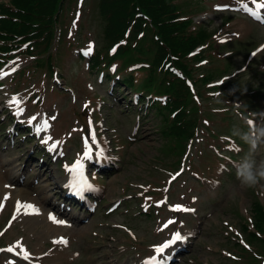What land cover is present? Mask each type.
<instances>
[{"label":"rangeland","instance_id":"rangeland-1","mask_svg":"<svg viewBox=\"0 0 264 264\" xmlns=\"http://www.w3.org/2000/svg\"><path fill=\"white\" fill-rule=\"evenodd\" d=\"M76 1L67 3L63 12L50 50L53 68L44 50L33 51L38 57L25 48L0 53V249L4 250L0 264H7L10 255L5 252L16 241L47 264H141L155 257V249L175 233L181 239L169 264H254L251 260L257 257L264 264V245L245 231L248 227L256 233L251 209L255 203L264 208V181L247 188L236 179L238 162L249 147L232 134L234 127L248 131L245 119L264 122V50L259 53L264 47L258 49L264 45V17L254 20L241 7L255 6L253 0H173L182 17H190L192 29L204 30L208 37L200 58L187 61L194 101L189 108L193 111L195 105L202 120L197 138L186 143L191 148L177 145L167 134L168 123L159 109L165 100L152 99L158 91L145 92L152 98H146L148 108L142 105L140 110L133 103L135 90L113 88L107 77L103 79V66L101 70L90 66V46L104 53V22L99 0ZM81 51H86L84 57ZM125 63L136 65L138 59L127 56ZM114 65L116 76L133 72L131 67L120 70V61ZM134 73L137 84L152 89L143 81L145 71ZM205 77L208 84L198 82ZM14 98L18 105L11 103ZM13 106L16 114L31 121L35 132L34 124L44 126L47 120L52 128L47 125L46 133L63 155L46 157L35 135H28L26 122L16 126L25 137L11 132V121L17 124L21 118L9 112ZM94 127L96 133L89 132ZM93 134L105 145L97 161L107 162L111 169L95 166L98 144L94 143L93 151L81 160L90 187L98 192L93 198L97 209L87 213L68 202L60 205L63 182L81 151L80 139H91ZM256 159H264V151ZM20 191L25 194L18 195ZM29 198L43 208L40 219L23 207L26 203L18 205L19 199ZM185 204L194 212L175 214ZM50 216L70 224V230L59 236L41 235ZM61 239L67 243H59ZM48 253L53 256L43 257ZM163 262L161 258L156 264Z\"/></svg>","mask_w":264,"mask_h":264},{"label":"trees","instance_id":"trees-1","mask_svg":"<svg viewBox=\"0 0 264 264\" xmlns=\"http://www.w3.org/2000/svg\"><path fill=\"white\" fill-rule=\"evenodd\" d=\"M68 1L10 0L8 5L1 4L0 39L8 45L23 42L32 45L33 49L44 48L48 51L54 40L55 27ZM99 10L105 23L104 48L108 49L125 39L128 42L119 48L116 58L124 60L127 56H132L149 60L148 53L153 52L146 87L153 89L154 82L158 81L163 85L162 94L167 95L170 102L163 108L162 114L174 113L166 132L178 143H186L194 136L198 118L188 107L191 95L185 82L177 79L163 64L171 62L189 73L185 60L190 52L206 42L207 34L203 30L191 31L192 22L181 20L179 8L173 0H99ZM128 30L130 35L126 33ZM140 34L141 39L136 40ZM131 41L139 44V47L133 48ZM144 42L150 44L149 49L143 47ZM116 58H106L98 52L93 60L100 67L103 60L106 59L105 66H108ZM131 78H124V85L132 86ZM209 80L204 78V81ZM251 210L257 234L250 232L248 227H245V231L249 237L264 245V208L255 203ZM253 263L260 264L256 258Z\"/></svg>","mask_w":264,"mask_h":264},{"label":"clouds","instance_id":"clouds-1","mask_svg":"<svg viewBox=\"0 0 264 264\" xmlns=\"http://www.w3.org/2000/svg\"><path fill=\"white\" fill-rule=\"evenodd\" d=\"M249 126L248 131L241 132L234 127L232 134L248 145V153L238 162L236 168V179L247 188H255L261 181H264V159L259 162L256 155L264 151V122L255 124L245 119Z\"/></svg>","mask_w":264,"mask_h":264},{"label":"snow or ice","instance_id":"snow-or-ice-1","mask_svg":"<svg viewBox=\"0 0 264 264\" xmlns=\"http://www.w3.org/2000/svg\"><path fill=\"white\" fill-rule=\"evenodd\" d=\"M253 3L255 4V6H256V8H257L258 10H264V0H260V2H257V0H253ZM241 7L244 8L245 10H249V11H250V9H248V6H247L246 4H242ZM252 14H253V15H256V13H252ZM89 50H91V46H90ZM11 103H12V104H15V105H18V104H19V101H18L17 99L14 98V99L11 101ZM20 111H22V110H20ZM32 119L34 120L35 117H33ZM29 122L31 123V121H29ZM46 127H47V121L44 122V128H46ZM41 130H42V129H41L40 127H37V128H36V132H37V133H39ZM49 139H50V138H49ZM92 139H93V141H95V135H94V134H93V136H92ZM45 143H47V141H45ZM86 143H87V141H86ZM55 147H56V145H52V149H54ZM52 149H50V150H52ZM88 155H89V153L86 151V152H85V157L87 158ZM82 168H83L82 163H81L80 161H77V162L75 163V165L69 170V171H71V172H73V173H76L77 176L81 177V184H80L81 187L83 186V183H85V182L83 181V179H82ZM0 207H2V205H0ZM23 207H25V208H27V209H32L33 212H36V211H37V210L35 209V207H34L33 205H30V204H28V205H24ZM19 210H20V208L18 207V208H17V211L19 212ZM49 218H50L51 220H53L54 223H61V224L64 223L63 221H57V220L55 219V217L50 216ZM168 223L171 224L172 221H169ZM166 226H167V225H165V227H166ZM180 239H181V234H180V233H175V234L173 235V238H172L171 241L166 242L164 245L159 246V247H157V248L155 249L156 253H157L158 255H159V254H163L164 251H165V249L168 248L170 244H173V243H175L176 241H179ZM59 243H64V244H66L67 241H64L63 239H61V240L59 241ZM17 247H19V245H17ZM13 250H14V249L11 248V247H10L9 249H7V251H9V252H12ZM25 259H27V255H25ZM145 264H156V257H153V258H151L149 261H146Z\"/></svg>","mask_w":264,"mask_h":264},{"label":"bare ground","instance_id":"bare-ground-1","mask_svg":"<svg viewBox=\"0 0 264 264\" xmlns=\"http://www.w3.org/2000/svg\"><path fill=\"white\" fill-rule=\"evenodd\" d=\"M6 193H8V192L6 191L5 194ZM22 194H25V191H20L18 195L21 196ZM19 201H20V199H19ZM30 202L35 207V209L37 210L36 212H34V214L36 215L37 219H40L39 216H42L41 214H44V213H43V210H42L43 208L40 206V204L37 201L32 200V198L23 199V200L20 201V203H26V205H28ZM55 208H58V207L55 206ZM28 210L29 211H32V209H28ZM55 219L57 221H60L58 218H55ZM45 223L47 224V230L41 231L40 232L41 235H49V234H52V235H56V234L62 235L63 232L70 230L69 228L66 227L65 224H63V223L62 224L61 223H54L53 220H51L50 218L49 219H45ZM17 244L19 246H21V243L20 242H18Z\"/></svg>","mask_w":264,"mask_h":264}]
</instances>
